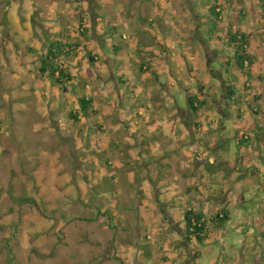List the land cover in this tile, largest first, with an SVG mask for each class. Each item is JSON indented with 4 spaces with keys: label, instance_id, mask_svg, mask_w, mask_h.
Returning <instances> with one entry per match:
<instances>
[{
    "label": "rangeland",
    "instance_id": "374dc122",
    "mask_svg": "<svg viewBox=\"0 0 264 264\" xmlns=\"http://www.w3.org/2000/svg\"><path fill=\"white\" fill-rule=\"evenodd\" d=\"M263 4L0 0V264H264V176L250 169L264 139L237 141L264 119L250 78L228 99L223 64L227 30L239 29L264 68ZM61 30L86 46L67 59V92L37 76L36 56ZM188 94L205 101L194 120ZM189 208L231 219L186 241Z\"/></svg>",
    "mask_w": 264,
    "mask_h": 264
},
{
    "label": "trees",
    "instance_id": "16d2710c",
    "mask_svg": "<svg viewBox=\"0 0 264 264\" xmlns=\"http://www.w3.org/2000/svg\"><path fill=\"white\" fill-rule=\"evenodd\" d=\"M262 9L264 10V4ZM205 14H207L208 23L211 25L210 31H213L212 29L215 28L217 22L221 20V6H217L216 4L209 6ZM84 20V16L81 15L78 22V30L81 31V36L85 39L86 28ZM217 37L219 38L220 36ZM68 38L69 36L66 34L65 30L59 31L55 38L50 41L45 53L38 54L36 56L38 58L37 76L41 79H49L51 84L56 85L59 90L64 92H67V84L73 81L74 78V76L65 67L67 59L73 56L77 49L81 46L86 47L78 42L74 44L70 43ZM249 38V34L240 31L239 29H235L234 31L227 30L225 41L226 45L232 49V54L223 60V64L230 68L228 73V83L225 82L226 92L228 99L230 100L232 99L231 96H235L234 91L236 87L234 82L236 81V78L239 75H244L246 79L250 78V66L253 63V57L248 51ZM115 49H119V47L115 46ZM30 51L36 54L35 49H31ZM87 54L89 55L90 60L94 61L95 55L89 51ZM143 69L150 70L152 69V66L144 62L140 64V70L144 71ZM187 100L192 119L194 120L197 118L198 111L203 104H205V101H200L197 94H189ZM79 102L80 111L84 114V116L89 117L88 109L92 107V98L89 96H82L79 98ZM68 117L78 121V115L75 111H69ZM99 128L103 130L101 125H99ZM248 141L246 133H243L238 142L247 143ZM18 201L22 204L34 202L31 198H21ZM230 219L231 214L225 208L217 210L215 214H212L209 217L200 211L197 212L192 208H189L186 209L183 214L184 227L182 235L186 241L196 239L198 242H204V240L207 239L206 235L207 229H209V222L223 227V225L227 221H230ZM259 235L264 238V231L259 232ZM199 256V252L193 253L194 258H198Z\"/></svg>",
    "mask_w": 264,
    "mask_h": 264
},
{
    "label": "crops",
    "instance_id": "0c3cea01",
    "mask_svg": "<svg viewBox=\"0 0 264 264\" xmlns=\"http://www.w3.org/2000/svg\"><path fill=\"white\" fill-rule=\"evenodd\" d=\"M249 47V46H248ZM257 68V69H256ZM262 68V67H261ZM260 67H258V63H257V60L255 59V57L253 58V63H252V65L250 66V82L252 83L251 85L253 86V92H254V96L257 98V103H259L258 104V107H260V109H261V111H262V115H263V118H261V120L262 119H264V82H260V83H257V82H254V78H256V77H258V76H260V77H262V75H260V74H258V76H253V72H254V70L256 69L257 71H259L260 69H261ZM255 70V71H256ZM261 72H263L264 73V68L262 69V70H260ZM259 78V77H258ZM201 88H203V86H202V84H201V86H200ZM189 95V94H188ZM260 98H259V97ZM259 114V113H258ZM252 125V124H251ZM256 125V123H253V125L251 126V129L248 131V134H246V137H247V139L249 140L248 141V143H247V145L249 146V147H253L254 146V144L251 142V140H253V137H255V140L258 142V143H256V146L258 145V146H262V141H263V139H264V131L263 130H259V129H261L262 127H258L257 125ZM243 134V133H242ZM240 136H241V134H240ZM240 136L239 137H237V141H239V138H240ZM249 142H251V143H249ZM256 155H258L257 154V152H254ZM260 155H261V157H262V160L261 161H258V162H254V163H251V167H250V169H251V175L253 174V172H255V171H258V172H256V173H254L255 175V177H260V178H262L263 176H264V164H263V162H264V154H261V153H259ZM211 163H212V161H210ZM251 162V161H250ZM246 166H248L249 164H248V162L246 161ZM212 165V164H211ZM210 167V166H209ZM253 176V175H252ZM247 181H251V182H254V183H256V181H258V179L257 180H247ZM200 257V256H199ZM198 257V258H199ZM192 258H193V256H192ZM194 260H196V258L194 259ZM258 261V260H257ZM194 262V261H193ZM193 264V263H192Z\"/></svg>",
    "mask_w": 264,
    "mask_h": 264
}]
</instances>
